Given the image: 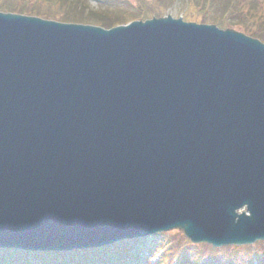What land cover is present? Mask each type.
I'll use <instances>...</instances> for the list:
<instances>
[{"label": "water", "instance_id": "water-1", "mask_svg": "<svg viewBox=\"0 0 264 264\" xmlns=\"http://www.w3.org/2000/svg\"><path fill=\"white\" fill-rule=\"evenodd\" d=\"M172 228L264 240V43L170 15L105 29L0 11V247Z\"/></svg>", "mask_w": 264, "mask_h": 264}, {"label": "trees", "instance_id": "trees-1", "mask_svg": "<svg viewBox=\"0 0 264 264\" xmlns=\"http://www.w3.org/2000/svg\"><path fill=\"white\" fill-rule=\"evenodd\" d=\"M177 2L182 3L185 9H196L190 13L195 12L199 21L215 23L220 27H237L264 41V26L258 24H264L263 0H0V11L110 28L134 19L161 16ZM190 13L183 18L192 19ZM146 240H140L137 245L135 241H124L108 248L84 250L80 255V263L127 264L132 256H136L138 247L143 249L149 246ZM178 252L175 249V254ZM182 255L177 256V264H182ZM35 257H40L42 262L52 259L49 254L19 250H9L4 256V250L0 249V264H36ZM212 257L206 264L219 261L217 256ZM57 259L59 262L64 260L62 257Z\"/></svg>", "mask_w": 264, "mask_h": 264}, {"label": "rangeland", "instance_id": "rangeland-1", "mask_svg": "<svg viewBox=\"0 0 264 264\" xmlns=\"http://www.w3.org/2000/svg\"><path fill=\"white\" fill-rule=\"evenodd\" d=\"M262 7L264 9V0L262 2ZM191 10L192 11H196V9H191ZM191 10L187 9V8L185 9L182 3L177 2L173 7H169L165 14L166 15H170L173 18H177V17H183L185 14L190 13ZM165 14H163V15H165ZM189 15L192 16V19L191 18H184L183 20L184 21H188V22L202 23V21H199L196 18L195 12H193V14L190 13ZM259 18H261V17L259 16ZM248 22L250 23L251 21L248 19ZM206 23L208 24V22H206ZM258 24L261 25V26H264L263 23H258ZM259 28L262 30V27L259 26ZM233 30L236 31V32H242L237 27H234ZM161 235H163V236L167 235V236H169V239L173 240V242L175 244L173 250L176 248V243H177V239L174 238V235H178L180 237V242L178 244V248L180 246H184L186 248H188L190 246V241L187 238H186L187 240L185 238H183V236L181 235L179 229H171V230H168V231L166 230V231H163V232H157L155 235H153V237L154 236L158 237V236H161ZM156 244H157V241H156L155 245ZM251 245L252 246H247V245L246 246H244V245H242V246H233V248L231 246H224V247L219 248V250H217V252L221 253V254H224L227 251L231 255V256H229L230 260H232L231 257L236 252L239 253L241 258H243V254L245 255V257H248L249 253L251 251H253V250L256 251L255 243L251 244ZM256 245H259L261 249H264V243L263 242L257 243ZM197 247H199V248L197 249L198 253L196 254L195 258H198L200 255H207V253L204 251V249H208L209 247L203 246L202 244H197V245H193V247L191 248V251H193V249L197 248ZM153 248L154 247H152V246H150V248H148V247L143 248V249L138 248V250H139L138 258L139 259L129 261L128 264H155L156 262L154 260L156 258L158 259L157 262L160 261L161 259L158 258L159 257V253L154 251L155 248L154 249ZM165 251H167L165 256H167V263H168V255H169V258H170L173 255V251H172V249H171V251H170V249H166ZM73 255L79 256L78 253H75ZM162 255H164V253ZM232 258H233V261H236V262L238 261V259L236 257H232ZM255 258L259 259V257H257V256ZM250 264H255V262H252Z\"/></svg>", "mask_w": 264, "mask_h": 264}]
</instances>
